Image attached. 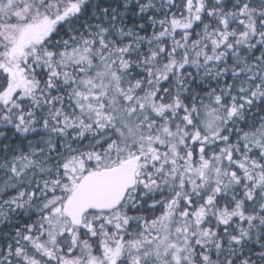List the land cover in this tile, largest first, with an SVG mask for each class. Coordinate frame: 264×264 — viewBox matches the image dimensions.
Returning <instances> with one entry per match:
<instances>
[{
	"label": "snow or ice",
	"instance_id": "obj_1",
	"mask_svg": "<svg viewBox=\"0 0 264 264\" xmlns=\"http://www.w3.org/2000/svg\"><path fill=\"white\" fill-rule=\"evenodd\" d=\"M0 264H264V0H0Z\"/></svg>",
	"mask_w": 264,
	"mask_h": 264
}]
</instances>
